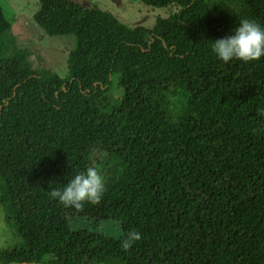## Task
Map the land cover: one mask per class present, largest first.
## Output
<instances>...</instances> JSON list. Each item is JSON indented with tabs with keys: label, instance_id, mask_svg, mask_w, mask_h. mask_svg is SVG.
<instances>
[{
	"label": "trees",
	"instance_id": "16d2710c",
	"mask_svg": "<svg viewBox=\"0 0 264 264\" xmlns=\"http://www.w3.org/2000/svg\"><path fill=\"white\" fill-rule=\"evenodd\" d=\"M139 1L179 9L128 27L40 0L33 21L75 37L64 78L31 69L0 5V204L22 243L3 263L264 264V57L211 51L241 18L264 25V0ZM87 167L104 178L99 202L49 197ZM77 217L122 237L73 232Z\"/></svg>",
	"mask_w": 264,
	"mask_h": 264
},
{
	"label": "rangeland",
	"instance_id": "374dc122",
	"mask_svg": "<svg viewBox=\"0 0 264 264\" xmlns=\"http://www.w3.org/2000/svg\"><path fill=\"white\" fill-rule=\"evenodd\" d=\"M75 1L90 9L109 11L128 27L152 28L156 18H166L179 9L176 3L153 7L139 0ZM0 5L5 18L12 26L18 46L29 52L28 62L31 69L35 72L49 70L61 78L66 77L67 58L75 48L74 35L49 36L33 21L34 14L39 10L40 0H0ZM113 80L116 81V76ZM116 93L118 94V91ZM70 229L73 232L89 230L116 239L122 237L120 224L112 220L77 217L71 220ZM19 244H22L21 240L7 222L5 210L0 204V251L15 249ZM50 259L49 255L44 258L45 262ZM0 264L5 263L0 261Z\"/></svg>",
	"mask_w": 264,
	"mask_h": 264
},
{
	"label": "clouds",
	"instance_id": "9594fccd",
	"mask_svg": "<svg viewBox=\"0 0 264 264\" xmlns=\"http://www.w3.org/2000/svg\"><path fill=\"white\" fill-rule=\"evenodd\" d=\"M211 51L217 60L224 63L259 60L264 57V25L251 18H241L238 24L230 29V34L211 40ZM104 186V178L98 170L95 167H87L74 174L62 188L51 189L48 195L65 207L79 209L85 202H99ZM139 239V232L131 231L123 241V247L127 248Z\"/></svg>",
	"mask_w": 264,
	"mask_h": 264
}]
</instances>
